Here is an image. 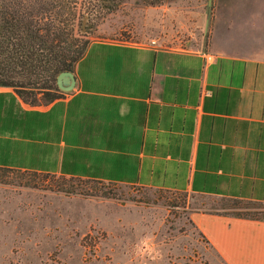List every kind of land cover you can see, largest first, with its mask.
I'll use <instances>...</instances> for the list:
<instances>
[{
	"label": "crops",
	"instance_id": "1",
	"mask_svg": "<svg viewBox=\"0 0 264 264\" xmlns=\"http://www.w3.org/2000/svg\"><path fill=\"white\" fill-rule=\"evenodd\" d=\"M240 19L194 49L91 41L47 104L0 86V167L264 200V33ZM190 218L223 264H264V218Z\"/></svg>",
	"mask_w": 264,
	"mask_h": 264
},
{
	"label": "rangeland",
	"instance_id": "2",
	"mask_svg": "<svg viewBox=\"0 0 264 264\" xmlns=\"http://www.w3.org/2000/svg\"><path fill=\"white\" fill-rule=\"evenodd\" d=\"M106 4L83 30L90 41L194 49L206 43L214 13L244 17L240 23L264 33V0ZM58 183L0 171V264H223L191 214H264V200L245 204L82 179Z\"/></svg>",
	"mask_w": 264,
	"mask_h": 264
},
{
	"label": "trees",
	"instance_id": "3",
	"mask_svg": "<svg viewBox=\"0 0 264 264\" xmlns=\"http://www.w3.org/2000/svg\"><path fill=\"white\" fill-rule=\"evenodd\" d=\"M109 1L0 0V86L11 87L19 98L31 104H47L59 98L56 75L61 71H71L90 41L83 30L96 20ZM35 88L41 89L38 96ZM0 171L56 177L60 185L80 180L63 174L7 167H0ZM231 200L245 204L260 202ZM218 214L255 220L264 218V214L258 217L246 210Z\"/></svg>",
	"mask_w": 264,
	"mask_h": 264
},
{
	"label": "water",
	"instance_id": "4",
	"mask_svg": "<svg viewBox=\"0 0 264 264\" xmlns=\"http://www.w3.org/2000/svg\"><path fill=\"white\" fill-rule=\"evenodd\" d=\"M55 84L57 89L61 92L70 91L74 86V76L72 72L70 70L59 72L55 77Z\"/></svg>",
	"mask_w": 264,
	"mask_h": 264
}]
</instances>
